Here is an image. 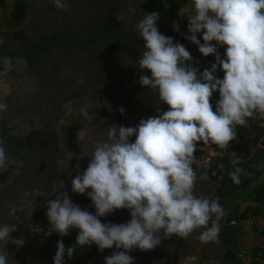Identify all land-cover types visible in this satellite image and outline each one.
<instances>
[{"label": "clouds", "instance_id": "obj_1", "mask_svg": "<svg viewBox=\"0 0 264 264\" xmlns=\"http://www.w3.org/2000/svg\"><path fill=\"white\" fill-rule=\"evenodd\" d=\"M54 3L57 8L68 7L62 0ZM184 11L181 8L178 14ZM158 20L159 14L151 12L134 25L145 42L138 66L151 73L141 75L139 83L158 90L168 110L141 119L135 127L112 124L107 139L96 143L87 168L71 181V191L87 193L95 214L74 204L67 191L58 190L55 199L47 201L51 232L63 237L73 228L79 230L75 245L56 242L54 264H65V256L71 259L76 245L94 243L101 252L119 250L105 257V264H135L130 253L160 246L161 232L165 238H187L205 228L202 241L217 237L223 208L194 194L197 177L192 165L198 144L226 149L237 138V126H244L256 112L264 117V0H194V14L188 16L191 35L185 38L197 44L204 56L216 58L199 75L197 68L185 63L192 60L190 52L161 34ZM173 30L179 31L178 23ZM201 32L203 43L196 35ZM217 45L225 47L223 59ZM218 67L222 79L214 75ZM216 91L219 100L214 110L210 99ZM119 111L123 114L124 109ZM132 136L134 142L129 141ZM7 160L0 144V168ZM240 171L230 174L235 183ZM58 184L64 188L63 180ZM118 209H127L130 221L114 224L99 219ZM213 214L216 220L209 228ZM15 230L0 224V264H15L6 251L9 243L24 245L23 239L12 237Z\"/></svg>", "mask_w": 264, "mask_h": 264}, {"label": "flooded vegetation", "instance_id": "obj_2", "mask_svg": "<svg viewBox=\"0 0 264 264\" xmlns=\"http://www.w3.org/2000/svg\"><path fill=\"white\" fill-rule=\"evenodd\" d=\"M23 1V20L0 27V56L55 42L68 45L0 59V144L8 157L6 167L0 168V176L6 172L0 180V224L15 226L12 237L24 240L22 247L9 243L6 249L15 264L43 247L31 220L55 199L56 191H67L74 204L95 211L87 193L71 191V171L87 168L94 146L107 139L112 124L135 127L130 100L147 95L164 111L169 107L160 101L158 90L139 83L141 75L151 73L138 66L145 42L134 30L139 20L126 10V0H62L66 8H57L54 0ZM158 30L190 52L192 60L185 63H202L199 46L185 38L191 35L188 26ZM196 35L203 43L202 32ZM73 126L76 153L64 144ZM121 210L104 218L126 223L118 222ZM184 239L179 237L167 256L139 249L131 255L135 261L136 252L144 257L135 264H173L191 246Z\"/></svg>", "mask_w": 264, "mask_h": 264}, {"label": "trees", "instance_id": "obj_3", "mask_svg": "<svg viewBox=\"0 0 264 264\" xmlns=\"http://www.w3.org/2000/svg\"><path fill=\"white\" fill-rule=\"evenodd\" d=\"M25 2L23 0H11L6 11L7 17L12 23H20L25 15ZM144 9L148 12H155L152 2L146 3ZM211 43L216 44L215 41ZM217 51H223V46L217 45ZM210 54L205 57H210ZM200 74L206 69L202 65ZM202 66V67H201ZM217 78L218 72L214 74ZM219 100V92L213 93L210 103L215 110L216 102ZM129 114L139 117V119H147V115L139 109H129ZM77 126L68 129V137L64 141L70 152H77V144L75 130ZM237 138L229 143L226 149L219 148L217 145L209 143L208 147L212 149L206 166L199 170L203 171L207 180L215 187L216 190L225 194L235 195L239 193L242 198L246 199L244 204L233 214L224 213L218 221L217 237L213 240L223 244L227 249L224 259L229 264H254V258L264 260L263 233L264 226L259 231H246L244 223L247 219L256 218L264 215V139L261 138V130L256 122L251 118H247L244 126H237ZM132 142L135 136L131 137ZM247 146L249 150L242 151L243 146ZM237 169L241 171L239 175V183H235L231 178V173ZM6 176V172H2L0 180ZM47 207L42 208L31 220L32 228L35 234L42 239L43 250L33 253L29 257L22 259L20 264H54L53 257L56 252V242L63 240L65 247L75 245L78 229H71L69 234L61 237L56 232H51L47 216ZM95 214V211H89ZM124 216L130 221L129 211L124 209ZM103 223H111L110 220L99 217ZM216 220V215L212 216L208 227H212V221ZM206 231L200 228V232ZM114 249H105L98 251L97 246L93 243L83 247L76 245V253L69 259L65 256V264H101L103 259ZM241 252V253H238ZM248 254L249 261H242V256ZM205 257L197 260L196 264L203 261Z\"/></svg>", "mask_w": 264, "mask_h": 264}, {"label": "rangeland", "instance_id": "obj_4", "mask_svg": "<svg viewBox=\"0 0 264 264\" xmlns=\"http://www.w3.org/2000/svg\"><path fill=\"white\" fill-rule=\"evenodd\" d=\"M11 0H0V27H5L10 24L9 19L6 16V11L9 7V3ZM152 2L154 4L155 12L159 14V20L157 21L158 28H173V24L178 23L179 27L188 26V16L194 14V0H126V10L133 14L139 21L148 15L150 12L144 9L146 3ZM183 8L184 15H179V10ZM220 57L223 59L225 56V47L223 46V51L219 53ZM216 63L215 55L210 57L202 56V63H186L191 64L192 67L198 69V75L200 74V68L197 65L204 66L203 68L210 69L211 65ZM201 66V67H202ZM218 77L223 78V71L218 67L217 71ZM131 103L130 108L132 110L139 109L142 110L147 117H155L160 115L162 111H164L155 100H153L150 96H141L137 97L134 100H130ZM140 122L139 117L135 116L133 125L136 126ZM249 150L247 146L242 147V151L246 152ZM208 154V144L204 145L202 142L197 145V151L195 153V159L193 164H199L200 158H204ZM83 172V169H77V173H74V176ZM195 171V170H194ZM196 172V182L194 188V194L199 198H207L210 201H217L223 208V214H233L235 213L243 204L246 199L242 198L239 193L235 195L225 194L222 191H218L215 187L207 181V179H203L202 173L203 171L197 170ZM204 174V173H203ZM90 191V189H89ZM91 201V200H90ZM84 209L83 207H81ZM124 212V209L121 210ZM214 215V214H213ZM256 223L253 225H246L244 228L247 232L250 230L259 231L261 227V219L256 217ZM202 233L200 232V228L196 229L190 237H192V247L190 250L183 252V256L180 259L181 264H196L198 258L205 257V259L201 262V264H227V262H223V253L225 251V246L218 242L207 241L204 242L200 239ZM195 242L204 243L203 247L197 248V244ZM206 244H208V248H206ZM198 251L197 254H194V250ZM193 250V251H192ZM195 250V251H196ZM41 251V246L36 248V250L31 251L32 253H38ZM192 251V252H191ZM30 252V251H29ZM30 252V253H31ZM209 262H207V260ZM102 264H105V258L102 261Z\"/></svg>", "mask_w": 264, "mask_h": 264}, {"label": "crops", "instance_id": "obj_5", "mask_svg": "<svg viewBox=\"0 0 264 264\" xmlns=\"http://www.w3.org/2000/svg\"><path fill=\"white\" fill-rule=\"evenodd\" d=\"M7 16V15H6ZM82 141V140H81ZM131 142H132V140H131ZM71 173H77V169L75 170V169H73L72 171H71ZM202 176H203V179L205 180V179H207L206 177H205V175L202 173ZM208 181V180H207ZM119 221H126V222H128L129 220L124 216V212H121V214H120V217H119V219H118V222ZM245 225V224H244ZM160 236H161V239H162V243L160 244V246H158V247H156L155 249H154V255H157V256H164V255H168V252H169V250L171 249V247L175 244V242H176V240L179 238V236H177V235H173V236H171L170 238H165L164 237V235H163V232H161L160 233ZM185 241H186V243H185V241H184V243L185 244H190V245H192V237H187V238H185L184 239ZM213 242V241H212ZM195 244H197V248H199V247H203L204 246V243H198V242H195ZM208 244H206V248H208ZM263 246H264V243H263ZM192 246H189L188 247V249L190 250V248H191ZM186 249V248H185ZM226 247H225V251H226ZM115 251H119V250H116V249H114ZM113 250V251H114ZM194 250V249H193ZM192 250V251H193ZM196 250V249H195ZM193 251L194 252V254H197L198 253V251L196 250V251ZM113 251H111L107 256H109V255H111L112 254V252ZM184 251H188V250H183L182 252H180L179 253V255H177L176 256V259H174V260H172L171 261V263H173V264H181L182 262H181V258H182V254H183V252ZM191 251V252H192ZM225 251H224V253H223V259H224V254H225ZM238 253H241V252H238ZM130 255H131V253H130ZM106 256V257H107ZM201 258V257H200ZM200 258H198L197 260H199ZM143 259H144V257H143V255L140 253V252H136V261H135V263H140V262H142L143 261ZM209 260L210 259H208L207 260V262H209ZM227 262V264H229V262H228V260H223V262ZM202 262V261H201ZM201 262H199V264H201ZM145 263V262H144ZM196 263H197V261H196ZM102 264V263H101ZM169 264V263H168Z\"/></svg>", "mask_w": 264, "mask_h": 264}, {"label": "built area", "instance_id": "obj_6", "mask_svg": "<svg viewBox=\"0 0 264 264\" xmlns=\"http://www.w3.org/2000/svg\"><path fill=\"white\" fill-rule=\"evenodd\" d=\"M253 121L256 122V125L260 128L261 130V138L264 139V117H262L258 112L254 113L252 117H250ZM210 155H212V149L211 147H208V154L204 158H200L199 164H193L192 167L195 171L199 170L201 167H205ZM259 219H261V226H264V215L262 216H257ZM257 219L255 218H250L245 221L246 225H253L256 223ZM263 242H264V233H263ZM249 256L248 254H245L242 256V261H249ZM254 264H264L263 259H259L257 257L254 258Z\"/></svg>", "mask_w": 264, "mask_h": 264}, {"label": "water", "instance_id": "obj_7", "mask_svg": "<svg viewBox=\"0 0 264 264\" xmlns=\"http://www.w3.org/2000/svg\"><path fill=\"white\" fill-rule=\"evenodd\" d=\"M60 45H68L66 42H55V43H51V44H47V45H44L42 47H39V48H36V49H33L31 51H28V52H25V53H22V54H18V55H1L0 56V59L1 58H4V57H9V58H16V57H19V58H23V57H26V56H30L32 54H35L41 50H46L48 48H51V47H56V46H60ZM43 249V247L41 248V250Z\"/></svg>", "mask_w": 264, "mask_h": 264}]
</instances>
